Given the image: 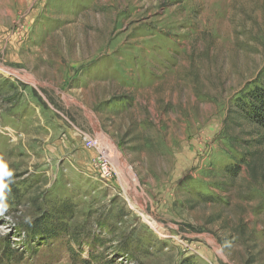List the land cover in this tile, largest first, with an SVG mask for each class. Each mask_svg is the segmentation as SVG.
<instances>
[{
  "label": "rangeland",
  "instance_id": "1",
  "mask_svg": "<svg viewBox=\"0 0 264 264\" xmlns=\"http://www.w3.org/2000/svg\"><path fill=\"white\" fill-rule=\"evenodd\" d=\"M261 88L264 0H0V264H264Z\"/></svg>",
  "mask_w": 264,
  "mask_h": 264
},
{
  "label": "trees",
  "instance_id": "2",
  "mask_svg": "<svg viewBox=\"0 0 264 264\" xmlns=\"http://www.w3.org/2000/svg\"><path fill=\"white\" fill-rule=\"evenodd\" d=\"M246 102L240 105V119L264 129V88L255 89L246 97ZM232 113L237 114L236 111Z\"/></svg>",
  "mask_w": 264,
  "mask_h": 264
},
{
  "label": "built area",
  "instance_id": "3",
  "mask_svg": "<svg viewBox=\"0 0 264 264\" xmlns=\"http://www.w3.org/2000/svg\"><path fill=\"white\" fill-rule=\"evenodd\" d=\"M94 146V144H93ZM96 149H99L98 152V158L101 164V171L103 173V176L108 177L112 174V169L110 167V163L108 161L109 158V151L107 149V147H102L100 145H96Z\"/></svg>",
  "mask_w": 264,
  "mask_h": 264
},
{
  "label": "clouds",
  "instance_id": "4",
  "mask_svg": "<svg viewBox=\"0 0 264 264\" xmlns=\"http://www.w3.org/2000/svg\"><path fill=\"white\" fill-rule=\"evenodd\" d=\"M11 175L12 173L7 169L6 165L0 162V215L7 211V204L3 202L5 199L3 189L6 187L3 180L4 177H11Z\"/></svg>",
  "mask_w": 264,
  "mask_h": 264
}]
</instances>
